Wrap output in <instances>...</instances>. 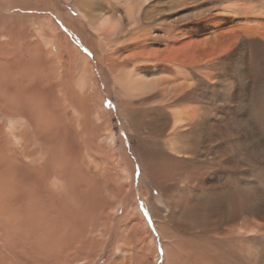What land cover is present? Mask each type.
Masks as SVG:
<instances>
[{
    "label": "bare ground",
    "instance_id": "6f19581e",
    "mask_svg": "<svg viewBox=\"0 0 264 264\" xmlns=\"http://www.w3.org/2000/svg\"><path fill=\"white\" fill-rule=\"evenodd\" d=\"M29 1L36 6L43 5L44 1L48 5L54 4L49 0ZM68 1L79 10L83 19L79 23L81 30H78V26L69 17H64L66 27L80 40L84 27L94 30L98 42L96 45L92 43L95 45L92 52L99 63L112 74L120 89L126 94L133 90L139 91L144 94L142 96L145 100L152 99L156 102L148 105L145 111L149 114L147 120L152 128H149L144 138L161 141V151L164 147L169 149L171 156L167 154V157L183 162L188 169L186 174H180L175 169L173 175L177 173L183 182L187 181L192 190L199 188L202 191L191 200L188 210L194 225L191 232L192 247L196 251V248L202 246L205 251H196L198 256L194 259L195 263L210 260L223 264H258L251 252L239 248V245L246 246V242L261 244L263 242L258 240H264V235L257 234V230L264 229V223L258 220L257 187L254 181L243 177L241 170L244 167L252 168L253 164L248 157L236 155L233 151L225 153L221 148L225 141L236 147L238 141L244 137L252 139H248L251 146L259 144L264 152V0ZM31 4L28 5L32 6ZM7 22L6 20V24L0 25V30L3 34L7 32L8 39L13 42L17 25L13 22L7 25ZM40 23L41 20L38 25ZM47 23L49 33H43V38L55 46L62 59L72 65L73 69H78L82 76H90L93 72L90 59L73 45L68 33L61 31L53 18ZM38 27L42 30L41 26ZM26 66H29L28 62L22 66L25 69L20 66L15 71L8 64H0V117L4 119L5 116L8 127L4 134L3 127H0V133L6 141L7 138L12 139V150L8 145V152L5 154H13V158L9 154L1 157L5 169L0 177V200L7 201V205L2 207L0 213L1 216H10V222L13 220L18 224L19 220L27 217L31 219L39 211L40 201L35 199L46 195V170L50 163L42 158H39L40 162L34 161L30 145L23 144L20 132L16 133L19 131L20 119L23 116L33 119L37 115L45 122L49 121L38 135L44 146L50 144L51 137L48 134L56 133L59 129L54 124L55 120L51 121L53 117L49 106L40 97L35 99V95H38L37 88H31V79L28 81L30 74ZM224 109L237 111L231 124L223 119ZM4 111H9V114L4 115ZM244 116L250 117L245 121ZM76 125L77 119L71 114L70 127L75 135L80 133ZM200 135H203L201 140L197 138ZM31 137L33 136L30 134L27 139L30 140ZM146 152L145 156L150 160L148 164L153 173L151 178H155L154 184L163 189L164 186L159 185L161 180L158 168L162 167L159 155L151 148ZM60 162H57L58 165ZM225 163L234 172L225 174V167H222ZM215 167L221 169L220 174L216 178L205 179ZM124 171L128 175L125 166ZM160 172L163 173V168ZM54 195L55 193L51 196ZM206 212L207 220L214 224L211 229H207L208 224L204 219ZM215 216L216 219L211 220ZM3 218L0 217V247L6 252L9 245L6 239L8 240L11 233L3 232ZM21 224L20 227L23 226ZM221 225L226 227V231L221 230ZM214 228H217L215 232ZM25 231L23 238L26 237L25 234L30 235V230ZM143 232L146 236V232ZM23 238L20 237L19 241L24 248L28 241ZM149 242L150 246L154 245V239ZM120 251L123 252L122 249ZM210 251L214 253V257H211ZM2 254L3 251L0 255Z\"/></svg>",
    "mask_w": 264,
    "mask_h": 264
},
{
    "label": "rangeland",
    "instance_id": "374dc122",
    "mask_svg": "<svg viewBox=\"0 0 264 264\" xmlns=\"http://www.w3.org/2000/svg\"><path fill=\"white\" fill-rule=\"evenodd\" d=\"M49 1L54 4L48 5L44 1L43 5L36 6L29 0L28 3L26 0H0V25L6 24V20L7 25L11 22L17 25L13 42L9 40L7 32L3 34L0 30V64H8L11 70L16 71V67L25 66L28 62V81L30 78L31 88L36 87L38 93L35 99L40 97V100L43 99L49 106L53 117L51 121L55 120L54 124L59 128L58 132L48 134L51 137L50 144L44 146L42 138L38 135L49 121L45 122L37 115L33 119L30 116L20 119L19 131L16 133L20 132L23 144L30 145L34 161L40 162L39 158H42L50 162L46 170L48 186L44 193L46 195L35 199L40 201L39 211H36L31 219L24 218L19 220L18 224L13 220L10 222V216H1L0 213V217L7 221L2 223L3 232L12 234L6 239V242H9L6 252L0 247V253L3 251L0 260L4 255L2 264H223L210 260H200V263L194 261L198 256L196 251H205L202 246L196 248V251L192 247L191 232L194 225L188 210L191 200L202 191L199 188L192 190L187 181L183 182L177 173V176L173 175L175 169L180 174H186L188 169L183 162L167 157V154L171 156L169 149L164 147L161 151V141L144 138L149 128H152L147 120L149 114L145 111L148 105L156 102L152 99L145 100L142 96L144 94L139 91L133 90L126 94L120 89L112 74L99 63L92 52L98 42L94 30L84 27L80 40L66 27L64 17H69L71 22L78 26V30H81L79 23L83 18L79 10L68 0ZM51 18L60 26L61 31L68 33L73 45L90 59L93 70L90 76H82L78 69H73L72 65L62 59L55 46L43 38V33H49L47 22ZM18 24H22L21 27ZM38 26H41L42 30ZM78 30L76 31L80 34ZM8 112L4 111V115ZM71 114L77 119L76 129L80 133L76 135L70 127ZM236 114L237 111L232 109H224L222 112L224 121L229 124L234 121ZM249 117L244 116L243 119L246 121ZM0 127H3V134L8 131L5 116L4 119L0 117ZM260 127L258 129L261 130ZM3 134L0 133V177L5 169L1 157L8 152V145L12 150V139L7 138L6 141ZM30 134L33 137L28 140ZM202 137L203 135L197 136L199 140ZM248 139L242 137L236 147L225 141L221 149L225 153L233 151L236 155L246 156L252 161V168L244 167L241 170L244 178H249L256 184L258 220L264 223V152L259 144L251 146ZM165 140L167 141V138ZM2 145L6 148L1 147ZM150 148L159 155L162 167L158 169L163 168L162 174L160 170V173L158 172L161 180L159 185H163V189L154 184L155 178H151L153 173L148 164L150 160L145 156ZM9 155L13 158V154ZM57 162H60V165ZM222 167H225L222 168L225 174L234 172L227 163ZM220 172L221 169L215 167L205 179L216 178ZM51 193L55 195L51 196ZM5 204L7 205V201L0 200V210ZM207 214H204V219L208 225L205 224L207 229H211L214 224L207 220ZM215 219L216 216L211 220ZM220 228L226 231V227L221 225ZM27 229L30 230V235L25 234L26 237L23 238L22 234ZM44 230H47V233ZM216 230L217 228H214L213 232ZM257 234L264 235V229L257 230ZM20 237L28 241L24 248L19 241ZM150 239H154L152 248L149 245ZM258 241L263 243L246 242V246L239 245V248L251 252L258 264H264V240ZM257 245L258 248H255ZM207 251L209 257V248ZM210 253L211 257H214V253Z\"/></svg>",
    "mask_w": 264,
    "mask_h": 264
}]
</instances>
